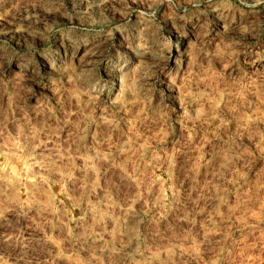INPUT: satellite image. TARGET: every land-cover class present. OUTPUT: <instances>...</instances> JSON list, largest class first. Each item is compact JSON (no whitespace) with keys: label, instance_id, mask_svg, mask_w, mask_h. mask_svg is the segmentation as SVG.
Masks as SVG:
<instances>
[{"label":"clouds","instance_id":"9594fccd","mask_svg":"<svg viewBox=\"0 0 264 264\" xmlns=\"http://www.w3.org/2000/svg\"><path fill=\"white\" fill-rule=\"evenodd\" d=\"M0 264H264V0H0Z\"/></svg>","mask_w":264,"mask_h":264}]
</instances>
